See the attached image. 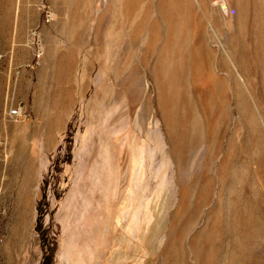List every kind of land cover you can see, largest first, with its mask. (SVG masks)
<instances>
[{
    "label": "rangeland",
    "instance_id": "374dc122",
    "mask_svg": "<svg viewBox=\"0 0 264 264\" xmlns=\"http://www.w3.org/2000/svg\"><path fill=\"white\" fill-rule=\"evenodd\" d=\"M0 264H264V0H0Z\"/></svg>",
    "mask_w": 264,
    "mask_h": 264
},
{
    "label": "built area",
    "instance_id": "2783aa9c",
    "mask_svg": "<svg viewBox=\"0 0 264 264\" xmlns=\"http://www.w3.org/2000/svg\"><path fill=\"white\" fill-rule=\"evenodd\" d=\"M40 56L41 55L38 54L36 57L39 59ZM7 116L12 122H16V123L26 118V114L24 113L22 107H15V108L9 109L7 112Z\"/></svg>",
    "mask_w": 264,
    "mask_h": 264
}]
</instances>
